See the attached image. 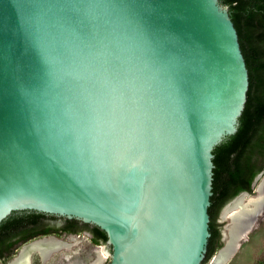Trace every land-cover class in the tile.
I'll list each match as a JSON object with an SVG mask.
<instances>
[{
  "label": "water",
  "instance_id": "1",
  "mask_svg": "<svg viewBox=\"0 0 264 264\" xmlns=\"http://www.w3.org/2000/svg\"><path fill=\"white\" fill-rule=\"evenodd\" d=\"M248 86L219 0H0V223L97 226L109 264H205L213 150Z\"/></svg>",
  "mask_w": 264,
  "mask_h": 264
},
{
  "label": "trees",
  "instance_id": "2",
  "mask_svg": "<svg viewBox=\"0 0 264 264\" xmlns=\"http://www.w3.org/2000/svg\"><path fill=\"white\" fill-rule=\"evenodd\" d=\"M228 8L238 34L240 48L248 69L249 86L246 102L235 134L226 137L213 150L212 196L208 207L210 237L204 262L209 260L221 243L215 231V217L220 209L241 191L252 192L251 183L264 171V0H219ZM47 217L34 211L13 212L0 223V259L11 258L21 244L51 230L31 232L33 225ZM64 219L67 225L77 220ZM65 229V228H64ZM92 234L94 245L105 244L106 233L97 226L82 224ZM65 231V230H63ZM79 233L81 230H72ZM23 238L19 236L28 234ZM61 235L62 231H53Z\"/></svg>",
  "mask_w": 264,
  "mask_h": 264
},
{
  "label": "bare ground",
  "instance_id": "3",
  "mask_svg": "<svg viewBox=\"0 0 264 264\" xmlns=\"http://www.w3.org/2000/svg\"><path fill=\"white\" fill-rule=\"evenodd\" d=\"M262 182L255 186V195L241 194L223 210L221 219L228 222L224 229V246L208 264H228L233 255L235 256L240 241L245 239L253 223L256 222V225L259 221L262 216L259 213L264 204V183ZM76 239L75 236L69 237L67 241L62 238L47 237L32 241L22 246L8 264H48L54 254L70 251ZM107 259L108 252L102 247H95L89 259L83 258L78 252L71 251L64 258L66 264H103Z\"/></svg>",
  "mask_w": 264,
  "mask_h": 264
},
{
  "label": "rangeland",
  "instance_id": "4",
  "mask_svg": "<svg viewBox=\"0 0 264 264\" xmlns=\"http://www.w3.org/2000/svg\"><path fill=\"white\" fill-rule=\"evenodd\" d=\"M262 181H264V171L259 174V177L255 182L254 188ZM222 212L223 211L219 212L217 219V222H219V224L221 225V230H223L224 226L228 224V222H224L220 218ZM74 236L75 238H77L76 243L73 245V247H71L70 251L78 252L80 255L83 256V258H91L92 250L95 247H102L105 251H110V249L105 244H92L90 241V236L86 232H83L81 234H75ZM60 238H62V240L64 241H67V237ZM223 246L224 241L222 239L221 244L217 248L214 255H212L211 258L207 260L205 264H208L210 260L218 253V250L221 249ZM18 251L16 252V254L18 253ZM70 251H60L54 254L48 264H66L64 258L67 254H69ZM109 260L110 257L108 256V259L103 264H109ZM231 260L228 262V264H264V211L259 221L255 225L254 229L246 235L245 239L240 241V246L235 252V256L233 255Z\"/></svg>",
  "mask_w": 264,
  "mask_h": 264
},
{
  "label": "flooded vegetation",
  "instance_id": "5",
  "mask_svg": "<svg viewBox=\"0 0 264 264\" xmlns=\"http://www.w3.org/2000/svg\"><path fill=\"white\" fill-rule=\"evenodd\" d=\"M261 172H263V171H261ZM260 172V173H261ZM259 173V174H260ZM259 174H257L256 176H255V178L259 175ZM255 178L252 180V183H251V188H252V185H253V183H254V181H255ZM252 191H253V188H252ZM242 192H247V191H241V192H239L237 195H239L240 193H242ZM249 193V192H248ZM252 193V192H251ZM237 195H235L233 198H231L227 203L229 204L230 203V201L233 199L234 200V198L237 196ZM240 196V195H239ZM238 197V196H237ZM236 197V198H237ZM232 200V201H233ZM226 203V204H227ZM225 204V205H226ZM225 205L220 209V211L219 212H221L223 209H224V207H225ZM219 212H218V214L216 215V219H215V231L216 232H218L219 233V239H218V241H217V243H221V241H222V230H221V225L219 224V222H217V219H218V215H219ZM221 215H222V213H221ZM221 215H220V218H221ZM30 228H32V230H31V232H37V233H41V232H45V231H47V230H51L52 231V233H50L51 235H54V234H56V233H53V231H62V233H61V235H55V236H57V237H67V239H68V236L69 235H75V234H81V233H83V232H86V233H88L89 234V236H90V241H91V238H92V234L90 233V231L89 230H86V229H82V224L81 223H79V224H76V225H67L66 224V222L64 221V219H62V218H59V217H47V218H45V219H42L41 220V222L40 223H38V224H36V225H33V227H30ZM65 228V229H64ZM76 229H80L81 231L79 232V233H75V232H73L72 230H76ZM63 230H65V231H63ZM27 235H29V233L28 234H24V235H20L19 237L20 238H23L24 236H27ZM42 236H47V235H41V236H37V237H35V238H33L32 240H34V239H37V238H39V237H42ZM32 240H30V241H32ZM29 242V241H28ZM27 243V242H26ZM91 243H92V241H91ZM93 244V243H92ZM21 245H23V244H21ZM21 245L19 246V248L17 249V251L21 248ZM16 251V252H17ZM16 254V253H15ZM15 254L11 257V258H9V259H7L6 261H4V260H2V259H0V264H5V263H7V261H9L10 259H12L13 257H15Z\"/></svg>",
  "mask_w": 264,
  "mask_h": 264
}]
</instances>
